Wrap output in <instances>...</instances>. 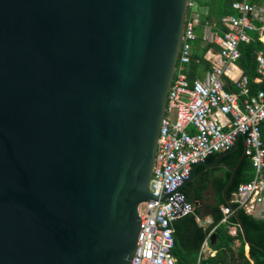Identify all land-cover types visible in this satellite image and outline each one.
<instances>
[{"label":"water","instance_id":"water-1","mask_svg":"<svg viewBox=\"0 0 264 264\" xmlns=\"http://www.w3.org/2000/svg\"><path fill=\"white\" fill-rule=\"evenodd\" d=\"M185 12L0 0V264H130Z\"/></svg>","mask_w":264,"mask_h":264},{"label":"built area","instance_id":"built-area-1","mask_svg":"<svg viewBox=\"0 0 264 264\" xmlns=\"http://www.w3.org/2000/svg\"><path fill=\"white\" fill-rule=\"evenodd\" d=\"M230 6L232 12L214 23L202 21L207 11L196 0H186L177 60L149 180L151 198L138 206L141 224L130 264H176L171 252L172 224L194 211L181 185L195 165L211 155L229 151L239 137L243 140V155L251 161L253 176L236 186L233 201L247 213L264 202V4L234 0ZM197 29L202 30V43L212 45L203 56L210 66H197V76L190 79L188 65ZM250 32L257 33L263 44L256 55L258 76L253 82L261 87L255 92L250 90L248 77L235 65L240 57L239 47L250 40ZM214 49L220 64L214 63ZM225 79L235 90L226 88ZM223 210L225 215L233 212L228 206Z\"/></svg>","mask_w":264,"mask_h":264},{"label":"trees","instance_id":"trees-1","mask_svg":"<svg viewBox=\"0 0 264 264\" xmlns=\"http://www.w3.org/2000/svg\"><path fill=\"white\" fill-rule=\"evenodd\" d=\"M199 7L206 8V14L202 15V21L209 20L219 22L222 15L231 13V2L234 0H196ZM251 3H259L264 0H249ZM198 32V30H197ZM250 40L246 43H242L239 47L240 57L237 60L238 65L243 70V73L248 77L250 81V90L255 92L261 87V84L254 83L253 80L258 73L256 71V55L258 52L262 51L263 44L258 39L257 33L250 32ZM211 44H203L201 37H197L193 42V55L192 61L188 65V77L194 79L197 76L196 67L209 68V61L203 56L205 52L211 47ZM199 60L196 64L195 60ZM226 88L230 91L235 90L233 85L225 79ZM261 137L264 144V125L261 127ZM243 140L241 137L238 138L236 147L234 150L230 149V152L226 155L229 156L227 161L230 168L235 167L239 159L243 154ZM215 155V154H214ZM209 158V157H208ZM207 158V159H208ZM206 159V160H207ZM205 160V161H206ZM230 176V171L223 182V186L226 185ZM253 176V167L251 161L248 157L244 156L236 168L235 177L232 184L227 189L226 193L229 198H231V193L235 191L236 186L241 183L248 181ZM233 210L236 212L237 216L234 215V211L226 215L223 222H220L224 217V214L219 210L213 216L212 225L202 229L197 225L195 221L196 211L188 214L176 221H180L183 224L181 230L177 228V223L174 225L173 239L174 244L171 250L172 254L176 253L178 255L177 264H196V258L194 256L188 257L190 251H196L200 248L201 242L206 235L210 232L214 225V230L211 233L214 240L211 244V248L214 249L215 253L213 255L207 256L199 261V264H264V218H257L245 210L237 207V203L232 201ZM175 221V222H176ZM240 223L244 230V235L238 225ZM235 226V233H229V227ZM200 233V240L193 243V238L196 234ZM181 236L184 237L181 240ZM238 242L235 245V242ZM190 245L188 252L182 251L179 246L182 244ZM178 247L179 253L176 252ZM182 251V252H181Z\"/></svg>","mask_w":264,"mask_h":264},{"label":"crops","instance_id":"crops-1","mask_svg":"<svg viewBox=\"0 0 264 264\" xmlns=\"http://www.w3.org/2000/svg\"><path fill=\"white\" fill-rule=\"evenodd\" d=\"M256 4H264V1L256 3ZM212 22L216 23L215 21H212ZM197 30H198L197 36L201 37L202 30L201 29H197ZM206 56L208 57L209 53H206ZM213 60L215 64L221 63L217 50L215 49H214ZM235 65L240 69V71L243 72L241 67L238 65L237 61L235 62ZM257 84H260V83H257ZM188 129L192 130L191 127H189ZM237 141H236V144H237ZM236 144L232 147V150L235 149ZM221 153L222 152H219L215 155H211L205 162L195 165L192 169V174L190 176V179L181 187V191L185 194L186 198L190 202H192L195 208V211H196L195 221L197 225L200 226L202 229H205L206 227L212 225L213 216L214 214H216V212L221 210V212L224 214L223 208L225 206H228L226 200L233 201L234 199L233 192L231 193V198H229L226 193L227 189L229 188L228 187L226 189V185L229 179L226 185L223 186V182L227 176V173L230 171V175H231V170L234 167L230 168L227 163L229 156H226V155L228 153L224 155H222ZM249 214L257 218H264V202L260 204H256L253 208V211ZM225 218H226V215L224 214V217L221 219L220 222H223ZM176 223H177V228L181 230L184 223H181L180 221L173 222L172 224L173 228ZM213 230H214V225L211 228L208 235H206L204 239L202 240L200 248L198 250L196 251L189 250V254L185 253L187 254L188 257L194 256L196 258V264H199V261L201 259H204L207 256L213 255L215 253L214 249L211 248V244L214 240L213 239L214 237H212V240H210V236ZM229 233L230 234L235 233L234 225L229 227ZM200 238H201V234L197 233L195 238L192 239L193 240L192 244L197 243L200 240ZM183 239L184 237L181 236V240ZM189 244L192 245L191 243ZM237 244L238 242L236 241L235 245ZM190 245H188V243L187 244L184 243L181 246H179V248L182 251L188 252V249L193 248V247H190ZM176 252L179 253L178 247L176 248ZM173 256L177 264L178 255L176 253L175 254L173 253Z\"/></svg>","mask_w":264,"mask_h":264},{"label":"rangeland","instance_id":"rangeland-1","mask_svg":"<svg viewBox=\"0 0 264 264\" xmlns=\"http://www.w3.org/2000/svg\"><path fill=\"white\" fill-rule=\"evenodd\" d=\"M187 14H189V10H187ZM199 14V13H198ZM200 15V14H199ZM212 21V20H211Z\"/></svg>","mask_w":264,"mask_h":264}]
</instances>
